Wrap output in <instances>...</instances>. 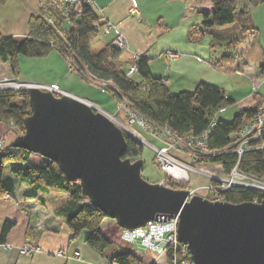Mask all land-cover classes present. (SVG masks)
Wrapping results in <instances>:
<instances>
[{"label":"trees","instance_id":"16d2710c","mask_svg":"<svg viewBox=\"0 0 264 264\" xmlns=\"http://www.w3.org/2000/svg\"><path fill=\"white\" fill-rule=\"evenodd\" d=\"M7 0H0V3ZM254 5L264 0H250ZM239 0H211L212 9L203 12V27L206 33H213L211 49L226 46L233 51L213 54L210 63L218 69L227 70L236 61L237 49L244 38L247 28L242 27V37L232 39L215 35L212 29L215 26H226L246 16L247 12L240 10ZM73 23L67 25L64 32H57L49 26L39 15H32L29 19V30L25 36H3L0 34V79L6 76L19 75L20 68L18 56L24 55L31 58L48 56L55 49L66 60V53L74 52L77 60L95 80L109 82L115 87H105L117 99L118 107L121 97H126L130 105L145 118L159 126H169L178 134L201 135L208 129L210 123L216 120L212 134L208 140L209 148L221 151L216 156H200L198 162L216 163L221 165L225 174H230L238 164L239 157L233 152H224L232 141L235 140L243 125L251 120L257 107H245L239 110L230 121L217 119L216 113L232 104L233 99L221 88L209 83L201 82L192 91L171 92L166 79L152 74L150 62L147 57L140 55L137 61L138 71L128 75L130 70L127 63L122 60L123 50L107 43L99 51H93L90 35L97 33L103 24L104 17L96 8L86 6L78 18H73ZM163 28L162 24L159 25ZM215 53V52H214ZM135 61V60H134ZM134 63V62H133ZM131 63V64H133ZM8 64L9 69L5 68ZM127 67V68H126ZM264 74V64L260 67ZM138 74L141 80L133 76ZM84 75V74H82ZM81 77V76H80ZM88 82L86 75L82 76ZM90 83V82H89ZM98 86V85H97ZM15 97L19 103H13ZM31 114L29 94L26 91L1 90L0 91V123L12 125L17 135L25 131L24 121ZM127 151L125 157L133 161L142 158L145 145L137 138L125 134ZM10 163L14 176L21 178L29 184L26 196L41 198L52 189L68 192L70 201L61 206V213L72 231L71 240L77 239L83 232L86 242L99 254L106 255L112 252L111 263L116 264H145L138 254L120 248L118 238L109 239L102 233L100 227L107 219L104 211L94 206L86 197L81 188L80 181H68L60 165L53 160L33 153L24 148L0 146V198L14 195L16 182L12 176L4 177V169ZM241 172L264 179V150L246 152L239 164ZM172 183L171 187L185 189L184 183ZM224 201L238 204L243 202H260L264 199V191L254 188H235L221 194ZM13 221H6L3 225L1 239L4 240L9 231L14 227ZM29 234V231H28ZM122 247V246H121ZM168 264H178L179 261L170 259ZM149 264H157L151 262Z\"/></svg>","mask_w":264,"mask_h":264},{"label":"crops","instance_id":"0c3cea01","mask_svg":"<svg viewBox=\"0 0 264 264\" xmlns=\"http://www.w3.org/2000/svg\"><path fill=\"white\" fill-rule=\"evenodd\" d=\"M158 1L95 0L96 11L104 17V21L107 20L116 25L126 38L128 44L125 49L129 53V58L122 55V60L130 62L131 65L137 54L147 57L152 74L166 79L173 93L192 91L199 83L205 82L221 88L229 98L234 100L233 103L238 106L235 113L245 107H257L264 99V91H262L264 74L260 73V67L264 64V46L261 45V35L264 32V1L254 5L250 0H239V9L247 14L237 20L238 24L235 22L233 25L234 27L239 25L240 29L247 28L244 33L246 37L237 49L235 63L227 70L218 69L210 63L213 54H217L214 49H211L214 34L206 33L203 27V12L212 9L211 0L195 2V9H191L190 2L184 0L186 13L180 15L179 12L171 15L163 12L159 7L156 8ZM134 2L139 8V16L130 14ZM169 2L181 3L179 0H169ZM37 11L38 0H7L0 3V34L25 36L29 30V19L32 15H36ZM158 14L161 16L157 24H162L164 29L157 28L158 25L153 23V16ZM100 29L105 36L109 37L105 41L99 40L104 41L101 46L103 48L105 44L111 43L117 31L112 29L109 34H106L102 28ZM210 30L216 32L214 28ZM215 35L228 37L218 33ZM167 52L178 53V57L170 59L166 56ZM250 52L255 53L257 58L250 57ZM51 55H55L53 58L61 69V73L64 72L61 75L64 78L59 82L47 81L40 76L42 73L36 72L32 67H21L22 61L27 62L26 59L31 58L24 55L23 58L20 56L17 58L20 76L36 81L41 80V83L50 85L58 84L64 92L84 98L98 106L97 108L115 114L117 107L105 105L106 102L111 103L110 98L97 96L92 93V90L86 89L77 93L62 85V80L71 74L66 70L63 56L52 52L49 56L31 58L33 59L31 61L49 59ZM216 118L223 117L219 114ZM141 131L150 138L147 142L151 148L161 145L152 135L143 129ZM17 136L12 125L0 123V140L4 141V146L12 144ZM9 176H12L16 182V191L14 195L0 198V264H112L110 257L113 251L106 255L99 254L86 242V231L77 239L71 240L72 231L66 218L58 213L59 208L70 201L68 192L52 189L44 193L41 198L28 197L26 191L29 189V184L13 174ZM8 220L13 221L15 225L2 240L3 225ZM104 222L100 227L102 233L109 239H113L111 238L113 229L111 232L108 224L104 227ZM28 242L39 245L42 250L26 254L22 248ZM6 244H9V247H6ZM60 251L63 253L58 254ZM75 252H79L80 256H75Z\"/></svg>","mask_w":264,"mask_h":264},{"label":"water","instance_id":"95a60500","mask_svg":"<svg viewBox=\"0 0 264 264\" xmlns=\"http://www.w3.org/2000/svg\"><path fill=\"white\" fill-rule=\"evenodd\" d=\"M27 92L31 114L12 146L56 161L66 179L80 181L83 194L120 227L179 217L178 236L194 264H264V199L188 200V190L146 180L144 160L125 157L124 131L88 100L38 87Z\"/></svg>","mask_w":264,"mask_h":264},{"label":"built area","instance_id":"2783aa9c","mask_svg":"<svg viewBox=\"0 0 264 264\" xmlns=\"http://www.w3.org/2000/svg\"><path fill=\"white\" fill-rule=\"evenodd\" d=\"M95 5V0H38V15L39 10H41L43 19L46 21V23L53 28H57L61 23H64V25L67 23H73L72 19L81 16L86 6L95 8ZM130 14L131 16L140 15V11L136 2L133 3ZM99 28H102L106 34H109L112 29H115L117 31V35L112 41L114 47L119 49H125L127 47L126 38L117 29L116 25L105 20L102 25H99ZM177 55L178 53L175 52L166 53V56H168L170 59L177 58ZM139 58L140 55L137 54L135 62L130 66L128 75L138 71L137 61ZM66 60L70 71L75 70L77 71L78 75L81 73V75L84 74L87 77L91 76L87 70L81 66L74 52L66 53ZM14 81L20 80L16 78H4L0 80V87L6 85V83H10L12 85L18 83ZM20 85L21 86L18 88H14V86L11 87L14 89L27 91V89L34 86L43 90L50 89L56 93H61V91L65 93L58 87L57 84L48 85L26 80L23 82L20 81ZM26 85L28 86L25 87ZM57 89L60 90L58 91ZM129 105L123 103V101H120L118 104V110L120 108L124 109V111L131 115V122H137V124H139L144 129L155 132V134L159 136L160 141L164 143L160 150H156V163L163 170L167 171L169 178H171L173 181L176 179L190 181L192 173L195 174V176H198L197 174H202L204 175L202 178H207L209 180L208 184L202 186V189L206 191L204 194L200 193L199 191L189 189L188 200L198 193L205 198L213 199V197L215 198L216 195H220L225 191L233 190L235 188H254L264 191V179L243 173L239 169L240 161L246 152L259 149L264 150V99L258 104L257 111L253 118L243 125L235 140L232 141L228 148L223 150L224 152L236 153L239 157L238 164L230 174H225L221 165L216 163L203 162V164L218 165L220 167L218 169L219 171L213 172L209 170L206 172H201L198 170L200 169L198 166L190 165V163L196 162L197 158L200 156H216L220 154L221 151L211 150L208 143L210 135L216 126V120H213L210 123L208 129H206L201 135L182 136L169 126L156 125L141 115L131 105ZM182 144L184 146L183 148H180ZM173 149L184 150L185 154L189 160H192V162H178L171 153ZM178 226L179 217H174L167 220H152L149 221L147 225L134 229L120 227L119 237L121 242L133 244L138 250H142L143 255H148L153 259L163 256L169 260L171 255L172 259L179 261L178 264H194V261L191 258L189 245L180 241L179 239ZM5 246L9 247V244H6ZM22 251L27 254H31L35 251H41V247L34 243L28 242L22 248ZM79 255L80 253L76 252L75 256ZM168 262L169 261H167V263Z\"/></svg>","mask_w":264,"mask_h":264},{"label":"rangeland","instance_id":"374dc122","mask_svg":"<svg viewBox=\"0 0 264 264\" xmlns=\"http://www.w3.org/2000/svg\"><path fill=\"white\" fill-rule=\"evenodd\" d=\"M179 1L181 3H178V2L177 3L176 2L170 3L169 0H164V1L163 0H159L157 2L159 4L156 5V8L159 7V8H161V10L163 12L171 14V15H174V13L176 14L177 12H179V15L180 14H184V13H186V3H185L184 0H179ZM187 1L190 2L191 9H195L194 8L195 2H203L202 0H187ZM178 5H179V7H178ZM160 16H161L160 14H158L157 16H153V23H156V25H158L157 28H160L159 24H157V21H158ZM235 22H237V24H238L237 20ZM233 24H235V23H233ZM233 24L226 25V26H215V27H213L216 30V32L214 31V33H218L220 35H225V36L231 37L232 39H240L243 32L240 29L239 25H237V27H234ZM67 25H70V24L67 23L66 26H65L66 28H68ZM163 29H164V27H163ZM210 37H211V35H210ZM245 37H246V35H245ZM245 37L242 39V43L245 41ZM208 38H209V36H208ZM108 39H109V37L105 36L101 29L97 33L90 35V40H91L93 51H98L101 48V46L103 45L104 41L108 40ZM99 40H104V41L100 42ZM261 42H262L261 45L264 46V32L261 35ZM242 43L240 45H242ZM127 44L128 43L126 41V45ZM230 50L234 52V50L228 49V48H226V46H218L215 49V52H216L217 55H220V53H225V52L230 51ZM52 52L53 53L56 52L60 56H63L56 49L54 51H52ZM123 55H124L125 58H129V53L127 52V49L123 50ZM19 56H20V58H23L22 57L23 55H19ZM53 56H55V55H51V57H49V59H44L42 61H39V60L38 61H31L33 59H31V58L29 59L28 58V59H26V60H28L27 62H23V61L21 62V67H24V68L32 67V68H34V70H36V72L42 73L40 76L42 78L46 79L47 81H55L56 80V81L59 82L62 78H64V76L61 77V75L64 72L61 73V69L57 65V62L53 58ZM250 57L257 58V55L255 53H253V52H250ZM62 58H63L62 60L64 61L65 65H66L67 72L71 73V74H69L68 77H66L64 80H62L63 81L62 82L63 86L65 85L70 90H72L74 92H77V93H80V92H82L85 89L89 90V91L92 90V93L97 95V96H102V97H106V98H110L111 99V101H110L111 103L106 102L105 105H110V106L113 105L115 108L117 107V104H116V100L117 99L112 95V93L110 91H107V89L105 88L107 86L115 87V85L111 81H109V82L98 81V80H95L92 76H88L87 77L88 78V82H87L86 80L83 79V77H80V76H82L81 73H79V75H80L79 76L77 74V71H75V70L74 71H70L69 68H68L67 62L65 61V58L64 57H62ZM130 66L131 65L129 63H127V67L130 68ZM5 68L9 69L8 64L5 65ZM58 77H59V79H58ZM4 78H9V79L16 78V79H18V80H20L22 82L26 81V80L34 81V82H37V83H41L42 82L41 80L36 81V80H33V79H26V78H23V77H21L19 75H14V74H12V76L8 75V76H6ZM4 78H2V79H4ZM133 78L135 80H139L140 79L138 74H135L133 76ZM20 81H14V82L20 83ZM21 84H23V83H21ZM43 84H46V83H43ZM243 84H246V83H243ZM48 85H50V84H48ZM58 87L60 88L59 85H58ZM60 89L63 90L62 88H60ZM60 89H57V90L59 91ZM14 91H22V90L16 89ZM44 91H52V90L48 89V90H44ZM262 91H264V87H263ZM52 92L56 96H62V95H64L66 93V92L63 93L62 91H61V93H56L54 91H52ZM95 95H93V96H95ZM121 99H122L121 101H123V103H126L127 105L131 104L130 101L125 96L121 97ZM13 103H19V98L15 97L13 99ZM237 107H238L237 104H234V103L226 104V107L220 109L216 113V116L218 117V115L221 114V116L223 117L221 119H223V120L224 119H228L230 121V120L233 119V116L235 115L234 111L236 110ZM97 110L105 113L106 115H108L116 123V125L118 127H120L124 131V134L128 133L129 135H132L133 137L137 138L138 140H140L145 145L144 153L142 155V159L144 160V165L142 167V176L146 180H148L151 183H158V184L162 183L164 186H167V187H170V188H173V187H171L172 183H169L171 181L172 182H176V183H184V184H186L188 186L185 189H179V190L192 189L194 191H199L202 194H204L206 192V191H204L202 189V186H204L205 184H208L209 180L207 178H202V177H204V175H202V174H197L198 176H200V177H198V176H195V174L191 173V180L190 181L181 180V179H176L175 181H173L172 179H169V177H168L169 174L167 173V171L163 170L156 163V160H157L156 150H160L164 143L160 141L159 136H157L155 134V132H152L150 130L144 129L139 124H137V122H131V115L128 112L124 111V109L120 108L118 110V107H117L115 114H110L109 112L103 111L100 108H97ZM139 127L141 129H143L144 131H146L147 133H149L150 135H152L157 141H159L161 143V145L158 146V147L157 146H153V148H151L150 144L147 142V141L150 140V138H148V136L146 134H144L141 131V129H139ZM0 146H4V141L3 140H0ZM183 146L184 145L182 144L180 146V148H183ZM171 153L176 158V160L178 162H181V163L188 162V161L192 162V160H189V158L185 154V151L182 150V149H180V150H174L173 149L171 151ZM190 165L191 166L192 165L193 166H198L200 168L198 170H200L201 172H206L207 170L212 171V172L213 171H219L218 169L220 168L218 165H207V164H203L202 162H198V160L196 162L190 163ZM11 166H12V164H10V163H8L6 165V167L4 169V177H7V176L13 174L12 171H11ZM173 189H177V188H173ZM196 195H201V194L198 193ZM209 200H211V201H221L223 199L221 198V194H220V195H216L215 198L213 197V199H209ZM107 224L109 225L108 227L111 230V232H112V229H113V232H114L112 234L111 238L114 239L116 237V238H118L120 240V237H119L120 226L117 224V222L114 219L107 218V219H105L104 227H107ZM108 236H110L109 233H108ZM120 243H121V246H122V247L120 246V248H124L126 250H130V251L138 254V256L144 261L145 264H149L152 261L156 262L157 264H168L167 263L168 260L165 257H163V256H159L158 258L153 259L152 257H150L148 255H143L142 254V250H140V249L138 250L136 248V246H134L133 244L126 243V242H120ZM60 252H58V254H62L63 253L62 251H60Z\"/></svg>","mask_w":264,"mask_h":264},{"label":"bare ground","instance_id":"6f19581e","mask_svg":"<svg viewBox=\"0 0 264 264\" xmlns=\"http://www.w3.org/2000/svg\"><path fill=\"white\" fill-rule=\"evenodd\" d=\"M36 15H38V11H37V14ZM39 16L43 19V15H42V12H41V10H39ZM44 20V19H43ZM45 21V20H44ZM104 21V20H103ZM66 25H64V23H61V24H59L58 25V27L57 28H54L55 30H57V32H64L63 30H65V27ZM112 45H113V43H112ZM114 46V45H113ZM140 55V54H139ZM135 58H136V56H135ZM135 62V61H134ZM132 65V64H131ZM0 80H2V78L0 79ZM1 86V85H0ZM11 86H14V88H18V87H20L21 85H20V83H16V84H10V83H6V85H3L2 87H0V91L1 90H16V89H14L13 87H11ZM28 85H26L25 87H27ZM32 87H34V86H32ZM28 90V89H27ZM23 91V90H22ZM27 92V91H26ZM91 106H94L93 105V103H91V102H88ZM169 179H171V178H169ZM75 254H76V252H75ZM80 256V255H79Z\"/></svg>","mask_w":264,"mask_h":264}]
</instances>
